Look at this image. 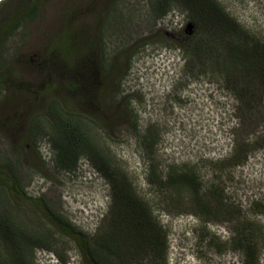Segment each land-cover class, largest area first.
Masks as SVG:
<instances>
[{
  "label": "rangeland",
  "instance_id": "374dc122",
  "mask_svg": "<svg viewBox=\"0 0 264 264\" xmlns=\"http://www.w3.org/2000/svg\"><path fill=\"white\" fill-rule=\"evenodd\" d=\"M217 1L236 25L227 40L264 42V0ZM43 2L34 19L12 31L0 47V65L10 63L8 73H13L8 76L12 86L0 92L2 171L8 165L27 194L41 199L58 220L89 241L107 230L114 209L113 180L124 176V184L150 206L155 229L159 227L167 244L163 257L148 246L130 264H248L247 239L243 241L245 233L237 230L246 222L259 228L258 237L250 239L252 264H264V88L259 75L245 81L239 69L224 70L226 60L209 50L216 43L195 56V41L204 37L179 6L159 17L150 0ZM68 20L81 21L84 34L95 38L96 71L103 50L107 63L116 62L120 72L126 71L119 94L109 100L111 107L118 104L125 113L123 119L109 121L99 102L88 106L100 124L97 133L103 155L115 167L114 177L86 155L76 158V166L62 167L48 131L26 134L30 118L37 117L44 126L47 115L42 112L49 99L58 97L68 79L76 77L46 50ZM162 34L168 40L160 41ZM249 83L257 91L251 110H246L235 92ZM64 94L75 110L83 105L72 92ZM100 94L99 87L90 96L96 102ZM243 143L254 145L240 162ZM36 164L39 169L31 167ZM174 172H191L199 202L184 188L170 197L174 190L162 182ZM5 206L13 209L22 226L55 234L57 251L50 256L35 248L36 264H81V253L67 233L46 222L33 205L17 198L7 203L0 186L1 212ZM200 208L210 209L209 214L202 215Z\"/></svg>",
  "mask_w": 264,
  "mask_h": 264
},
{
  "label": "trees",
  "instance_id": "16d2710c",
  "mask_svg": "<svg viewBox=\"0 0 264 264\" xmlns=\"http://www.w3.org/2000/svg\"><path fill=\"white\" fill-rule=\"evenodd\" d=\"M43 1H0V47L12 31L21 27L26 21L34 19L44 3ZM150 1L152 10L159 17L167 14L173 6H179L185 10L189 20L195 24L197 33L205 39L199 42L195 41L193 49L195 56L204 55L209 45L216 43L220 47L214 45L213 49L209 50H216L214 54L218 51V54L224 59L221 61L226 60L224 66L221 65L224 70L239 69L240 74L245 77V81H249L254 75H259L264 88V42L249 41L245 37L239 41L227 40L234 35L236 25L217 0ZM84 29L81 21L71 22L68 20L62 27V31L56 33L51 46L49 44L46 47L47 54L52 56L53 60L61 61L76 77L73 78L74 80L68 79L65 89H61L58 97L49 99L47 107L42 112L44 116L47 115L44 126L42 127L43 123L37 117L30 118L26 134L29 136L33 130L38 129L43 133L48 131L49 140L57 151V163L62 167L76 166V158L79 155H86L100 171L114 177L112 171L115 167L112 166L110 159L103 155L101 140L97 133L100 124L96 121L93 112L88 110V106L99 102L103 114L108 115L109 121L115 122L123 119L125 113L118 108V104H116V108L111 107L109 100L115 99L119 94L120 79L126 71L125 73L123 70L120 72L121 66H118L116 62L107 63L105 50L100 56V70L96 71L97 66L99 67L96 58L98 47L95 38L86 36ZM163 38L165 39L163 40ZM166 39L168 40V37L162 34L159 40L166 41ZM121 53L126 56V50H122ZM125 58L126 65L129 66L131 55ZM10 67V63H7L3 68L0 65V92L8 90L12 86V81L8 79V76L13 74L10 71L8 73ZM111 85L115 86V90L110 87ZM50 86V83L44 86L45 95H48ZM99 87L101 94L95 102L90 94H93ZM66 90L74 94L79 104H83L80 109L75 110V107L70 105L69 97L67 98L64 94ZM256 91L253 84L249 83L244 84L235 92L238 99L242 100L244 109L251 110L252 97L256 95ZM45 125H47L46 128ZM253 145L252 143H243L239 146L238 150L243 151L240 162L245 160L248 149ZM6 167L4 171L0 168V182L2 183L0 186L6 202L11 204V201L17 198L21 203L33 205L46 222L67 233L81 253V264H130L131 260H135L139 252L148 246L150 247L148 249L159 257L166 254L167 244L160 234L159 227L157 230L155 229L157 225L150 206L133 189L124 184V176L113 180L114 209L107 230L89 241L84 233L71 229L58 220L54 212L45 206L41 199L33 198L27 194L22 189L16 173L8 172V165ZM31 167L39 169L37 164ZM162 183L163 187H172L174 190L175 193H171L170 197L180 194L184 188L195 202H199L197 183L191 172L181 174L174 172ZM185 184H187L186 187ZM157 185L161 187L160 183ZM209 210L200 208V213L207 215ZM224 213L233 215L232 212L225 209ZM19 222L20 220L17 219L10 207L5 206L2 212L0 211V238L4 247V251L2 253L0 251V264H36L34 249L38 247L53 252L57 251L53 243L55 234L50 235L45 230L37 231L33 228L34 226H22ZM238 229L239 235L245 233L243 241L245 238L247 239L245 248L246 254L250 258L248 264H252L254 249L250 239L258 237L259 228L252 222H246Z\"/></svg>",
  "mask_w": 264,
  "mask_h": 264
},
{
  "label": "clouds",
  "instance_id": "9594fccd",
  "mask_svg": "<svg viewBox=\"0 0 264 264\" xmlns=\"http://www.w3.org/2000/svg\"><path fill=\"white\" fill-rule=\"evenodd\" d=\"M42 251L45 253V255H52L53 251L47 250V249H42ZM73 259V258H72ZM64 264H71V261H64Z\"/></svg>",
  "mask_w": 264,
  "mask_h": 264
},
{
  "label": "bare ground",
  "instance_id": "6f19581e",
  "mask_svg": "<svg viewBox=\"0 0 264 264\" xmlns=\"http://www.w3.org/2000/svg\"><path fill=\"white\" fill-rule=\"evenodd\" d=\"M1 1V0H0Z\"/></svg>",
  "mask_w": 264,
  "mask_h": 264
}]
</instances>
